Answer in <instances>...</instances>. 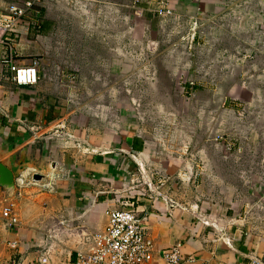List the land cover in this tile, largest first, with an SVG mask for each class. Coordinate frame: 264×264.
<instances>
[{
    "label": "crops",
    "instance_id": "0c3cea01",
    "mask_svg": "<svg viewBox=\"0 0 264 264\" xmlns=\"http://www.w3.org/2000/svg\"><path fill=\"white\" fill-rule=\"evenodd\" d=\"M28 1H33L34 8L16 29L19 64L30 65L32 57L38 56L42 72L37 86L19 87L0 66V164L14 177L10 186L0 182V213L15 205L20 221L16 229L0 225V264H40L49 247L52 264H75L77 252L93 250V237L108 226L107 212L120 209L124 199L135 203L155 245L154 258L146 264H167L164 253L178 245H182L181 264H253L255 260L264 264L260 214L252 223L237 203L226 205L215 198L202 201L191 195L201 188L174 180L177 169L170 159L172 150H161L159 140L143 133L132 107L124 109L116 123H109L89 116L78 103L79 85L72 81L83 74L81 65L94 61L95 54L89 41L80 36L82 24L74 21V15L94 5H104L109 11L104 2L110 0H0V10ZM112 2V9L127 26L136 12L149 24L155 17L160 19L148 10L168 2L173 16L183 22L180 30L204 26V19L214 21L227 11L241 14L242 2L247 3L243 19L259 9L264 12V5L250 10L253 0ZM102 34L109 36V31ZM99 40L103 48L104 39ZM165 172L171 180L167 175L162 196H156L144 180L152 175L158 179ZM36 175L42 179L35 180ZM23 180L26 184L21 188ZM204 220H213V226H206ZM53 230L54 240L47 244ZM7 243L17 247L12 249Z\"/></svg>",
    "mask_w": 264,
    "mask_h": 264
},
{
    "label": "rangeland",
    "instance_id": "374dc122",
    "mask_svg": "<svg viewBox=\"0 0 264 264\" xmlns=\"http://www.w3.org/2000/svg\"><path fill=\"white\" fill-rule=\"evenodd\" d=\"M112 1L104 2L109 11L101 4L74 15L95 54L72 81L78 103L109 123L132 107L143 133L172 150L176 182L200 187L191 195L202 201L237 203L247 221L260 214L264 223V12L255 11L264 1L249 3L255 12L247 20L242 2L241 14L227 11L182 30L175 16L149 24L137 12L127 26Z\"/></svg>",
    "mask_w": 264,
    "mask_h": 264
},
{
    "label": "built area",
    "instance_id": "2783aa9c",
    "mask_svg": "<svg viewBox=\"0 0 264 264\" xmlns=\"http://www.w3.org/2000/svg\"><path fill=\"white\" fill-rule=\"evenodd\" d=\"M33 8V1H28L24 5L11 4L4 11L0 10V51H3L0 57V66L7 70L9 80L19 87L32 88L41 81V59L34 56L30 65H21L19 60L22 56L17 48L20 39L16 29ZM148 13L161 17L174 15L168 2L157 10L149 9ZM194 41L195 36L193 37ZM140 171L145 178L146 174L142 166ZM31 174H34V170L29 173L28 177ZM155 180V175H152L151 179L146 178L144 182L156 193V196H162L159 189L165 186L167 181H160L157 186ZM25 184L24 180L21 181V188ZM175 206L176 204L172 203V207ZM134 207L135 203L131 199H124L120 209L109 210L107 212L109 223L106 230L93 237L91 252H77L75 264H146L150 262L154 258L155 245L144 225L143 218L137 214ZM15 210V205L4 207L0 213V225L4 223L7 229H16L20 225V221ZM212 222L213 220H204V224L208 227L213 226ZM54 237L55 230L48 236L49 243L47 244H50ZM2 246L3 241L0 239V248ZM7 246L15 249L17 244L7 243ZM50 249L51 247L40 259V264H52ZM181 249L182 245H178L166 251L163 255L166 263L181 264L183 259ZM253 264H262V262L255 260Z\"/></svg>",
    "mask_w": 264,
    "mask_h": 264
},
{
    "label": "water",
    "instance_id": "95a60500",
    "mask_svg": "<svg viewBox=\"0 0 264 264\" xmlns=\"http://www.w3.org/2000/svg\"><path fill=\"white\" fill-rule=\"evenodd\" d=\"M35 180H41L42 177L40 175H36ZM0 182L3 185L10 186L14 183V177L11 171L5 168L3 165L0 164Z\"/></svg>",
    "mask_w": 264,
    "mask_h": 264
}]
</instances>
